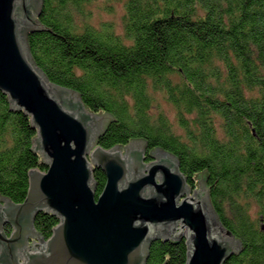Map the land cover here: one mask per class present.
<instances>
[{
    "label": "trees",
    "instance_id": "trees-1",
    "mask_svg": "<svg viewBox=\"0 0 264 264\" xmlns=\"http://www.w3.org/2000/svg\"><path fill=\"white\" fill-rule=\"evenodd\" d=\"M91 0H44L28 35L52 82L113 115L99 145L144 139L179 159L192 188L203 178L222 223L243 249L225 264H264V0H125L123 28L92 21ZM174 112L171 117L163 106ZM37 130L0 90V192L25 200L29 171L47 170ZM97 196L107 175L94 172ZM59 218L41 211L46 239ZM185 239L153 241L147 264H186Z\"/></svg>",
    "mask_w": 264,
    "mask_h": 264
},
{
    "label": "water",
    "instance_id": "water-1",
    "mask_svg": "<svg viewBox=\"0 0 264 264\" xmlns=\"http://www.w3.org/2000/svg\"><path fill=\"white\" fill-rule=\"evenodd\" d=\"M43 7L44 0H0V90L12 110L30 116L33 147L48 165L29 171L24 201L0 192V264H147L157 239H185L186 264H225L243 243L222 223L206 181L192 188L178 157L161 147L145 162L143 150L129 146L147 148L144 139L99 145L113 115L93 112L37 65L28 35L48 29ZM96 168L107 175L98 196ZM41 211L59 218L47 239L34 224Z\"/></svg>",
    "mask_w": 264,
    "mask_h": 264
},
{
    "label": "rangeland",
    "instance_id": "rangeland-1",
    "mask_svg": "<svg viewBox=\"0 0 264 264\" xmlns=\"http://www.w3.org/2000/svg\"><path fill=\"white\" fill-rule=\"evenodd\" d=\"M124 2L125 0H91L87 6L91 11V19L95 24L112 22L121 31L123 28ZM163 104L171 117H173L174 112L171 107L164 102Z\"/></svg>",
    "mask_w": 264,
    "mask_h": 264
},
{
    "label": "flooded vegetation",
    "instance_id": "flooded-vegetation-1",
    "mask_svg": "<svg viewBox=\"0 0 264 264\" xmlns=\"http://www.w3.org/2000/svg\"><path fill=\"white\" fill-rule=\"evenodd\" d=\"M129 146H131V147H136V146H138L140 149H142L143 150V156H144V158H146V161L145 162H150V161H152V158H151V156H150V152H151V150H153L154 148H149V146L147 147V148H144L143 146H142V143L141 142H139V141H135V142H133V143H131ZM0 202H1V204L2 205H4L5 203H4V201L3 200H0ZM36 219V218H35ZM35 224V223H34ZM36 228V227H35ZM3 229H4V231L8 234V235H10L11 233H12V231L14 230V228L11 226V225H9V224H4V226H3ZM37 229V228H36ZM43 237V238H45L42 234H39L38 235V237ZM46 239V238H45ZM35 241H38L39 242V238H35V237H29V243H33V242H35Z\"/></svg>",
    "mask_w": 264,
    "mask_h": 264
}]
</instances>
